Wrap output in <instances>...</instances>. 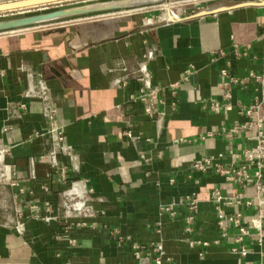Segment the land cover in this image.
I'll return each mask as SVG.
<instances>
[{"label":"crops","instance_id":"1","mask_svg":"<svg viewBox=\"0 0 264 264\" xmlns=\"http://www.w3.org/2000/svg\"><path fill=\"white\" fill-rule=\"evenodd\" d=\"M22 1L27 0H0V6ZM219 5L235 4L221 2L176 13L175 21L166 14L168 23L150 13L0 34V150H8L4 161L9 175L13 169L24 191L0 181V264H140L130 244L119 246L117 237L147 246L154 238L158 206L193 193L198 202L193 233L186 231V206L177 208L175 220L163 219L165 249L171 258L165 264H264V245H256L255 235L246 243L247 257L231 253L235 232L221 238L210 201L213 189L232 198L244 193L253 205L228 211L242 212L248 226L254 222L264 228V215L259 217L264 198L253 187L244 189L213 171L201 174L189 168L196 160L219 155L225 166L240 164L242 150L251 146L246 134L231 142V154L220 131L243 119L240 105L250 104L256 92L263 99L264 115V81L233 86L231 106L225 111L205 108L209 99L225 102L221 70L228 61L239 78L264 70V6L193 19ZM234 43L251 44L250 57L233 60ZM148 51L153 53L149 68L154 82L162 88V130L145 117L141 104H125L127 95L140 88L136 80L125 89L113 85L131 75ZM190 67L197 73L174 95L170 86L181 82ZM29 73L42 74L48 82L70 156L40 159L50 151L48 121L43 103L24 98ZM127 130L132 138L125 136ZM62 173L69 184L60 182ZM69 190L84 195L94 211L70 223L93 227L77 225L67 234L56 221L46 220L63 211V196ZM28 202L41 206L42 219L28 221L25 235H19L17 206ZM217 239L221 244L212 245L204 259L199 256L201 246L189 244Z\"/></svg>","mask_w":264,"mask_h":264},{"label":"built area","instance_id":"2","mask_svg":"<svg viewBox=\"0 0 264 264\" xmlns=\"http://www.w3.org/2000/svg\"><path fill=\"white\" fill-rule=\"evenodd\" d=\"M179 4V3H177ZM26 10V9H25ZM23 11V10H20ZM185 10L184 12H187ZM13 11L10 13L14 17ZM0 15H3V13ZM10 19V18H8ZM166 23L169 22L167 17L164 18ZM30 30V29H29ZM251 44L240 46L236 43L233 44L232 55L233 60H239L241 58L250 57ZM153 57V53L148 51L141 61L139 62L136 70L127 75L124 79H116L113 85L119 89H125L129 82L133 79L136 80L140 88L137 92L127 95L125 104L128 108H131L135 104H141L144 108L145 117L153 122L158 129L162 130L164 126V112L161 110L164 104L161 97L162 88L154 82L153 75L149 68V62ZM232 61H228L226 67L221 70L222 85L225 89L224 100L220 102L217 99L206 100V107L213 112L225 111L231 106L230 100L232 98L233 86H244L247 83L254 80L255 82L262 83L264 81V70L259 75L254 72H250L245 78H239L231 73ZM196 70L193 67L188 68L181 76V82L172 84L170 89L174 95L177 94L182 82H188L190 77L196 74ZM30 82L27 89L24 92V98L28 100H38L43 103V112L47 117L48 127L45 131V135L50 140V151L47 155H43L40 159H45L47 156L52 160H56L60 154L71 155V147L67 143L65 127L60 125L57 120V108L54 106V102L51 96V90L48 82L42 74L29 73ZM35 79V81H34ZM263 99L256 92L253 100L248 105H240V111L242 115L241 121H236L231 127L223 128L220 131V135L225 137L229 141V149H231L232 141L237 139L242 134H246V140L251 143L250 147L242 150V162L240 164L232 163L229 165H223L221 162L222 155L204 157L200 160L192 162L189 166L190 170L201 174H207L209 171H213L216 175L224 177L228 182L235 183L241 188L247 189L253 187L257 193L264 198V115L261 114V108ZM175 106V104H173ZM20 108L25 110L26 105H20ZM175 108V107H174ZM13 111V109H10ZM15 111V110H14ZM13 111V112H14ZM125 136L132 138V131L127 130ZM151 141V140H147ZM182 140H177L175 143H179ZM10 149V148H9ZM8 150H0V181L9 183L14 188H19L23 194L18 183V179L15 178L16 172L12 170V176L9 175L7 164L5 163V156ZM232 154V149L230 150ZM61 183L69 184V179L66 173H62ZM171 183H175L172 179ZM211 204L214 207L215 214L217 216V224L220 231L221 238H228L232 233L233 242L231 244V253L238 254L241 258H245L249 254L247 242L254 235L256 237V245H264V228L260 224L252 222L251 226H248L244 219V214L239 211L229 212L228 208L232 206L245 205L250 207L253 205V200H247L244 193L238 194L236 197H228L222 194L219 189H213L211 192ZM186 206L189 213L186 217V231L193 233V226L195 223V217L198 213V202L196 194H190L185 197H179L174 199L171 203L161 204L157 208V218L155 221L154 238L148 243V245L139 244L129 240L125 242L124 238L119 235L116 239L119 246H123L126 243L130 244L135 259L140 264H165L170 262L171 258L167 255L165 249V234L163 229V219L169 217L172 220L177 218V208ZM63 211L53 216V218H46L47 221H56L59 228L64 233H69L73 230L74 226H79L81 229L93 227L87 222H79L77 225L70 223L71 219L75 218H87L93 215V208L88 204L86 197L81 195L75 190H69L63 196ZM47 212H50L51 206L46 208ZM42 208L37 203H24L18 204L16 210V226L15 230L19 235H25L27 230V223L31 219H42ZM29 215V216H27ZM264 215L261 212L259 217ZM252 229L256 231L253 233ZM117 235V234H116ZM72 245H76V240L70 241ZM190 246L193 248L195 245H200L201 250L199 256L204 259L209 252L212 245H220L221 240L217 239L213 242H190ZM145 251L144 257L142 254ZM65 264H71L66 262ZM251 264H263L262 262Z\"/></svg>","mask_w":264,"mask_h":264},{"label":"water","instance_id":"3","mask_svg":"<svg viewBox=\"0 0 264 264\" xmlns=\"http://www.w3.org/2000/svg\"><path fill=\"white\" fill-rule=\"evenodd\" d=\"M67 0H27L22 2H16L6 5L0 6V13L13 12L19 10H25L33 7L49 5L52 3L64 2ZM191 0H122V1H111V2H103L88 6L76 7L71 9H63L56 10L48 13H41L26 17H18L11 18L6 20H0V34L5 33H13L24 31L28 29H36L43 25L51 24L53 22L69 19L78 16L92 15L98 13H106L113 11H121L127 9H135L139 7H147L157 4H169V3H178V2H186ZM264 6V0H259L256 2H242L237 3L231 7H226L223 5H219L213 8H210L206 11L200 12L193 19H197L200 17L208 16L215 14L219 11L240 8L245 6ZM168 14V12H167ZM169 14H171L169 12ZM169 16V15H168ZM170 20H178L179 18H173L171 15L169 16ZM181 21V20H180Z\"/></svg>","mask_w":264,"mask_h":264},{"label":"rangeland","instance_id":"4","mask_svg":"<svg viewBox=\"0 0 264 264\" xmlns=\"http://www.w3.org/2000/svg\"><path fill=\"white\" fill-rule=\"evenodd\" d=\"M111 1H122V0H67L64 2L52 3L49 5L33 7V8L23 10V11L19 10L18 12H14L15 14L14 17L10 15L11 12H6V13H3V15H0V19L4 20L8 18L11 19V18H18V17H26V16H31V15L41 14V13L53 12L56 10L71 9V8L88 6V5H93V4L103 3V2L104 3L111 2ZM244 1L248 2L250 0H191V1H186V2H178L179 4L169 3L168 5L162 3V4L147 6V7H139L135 9L98 13V14H92V15L73 17L69 19H63V20L53 22L51 24L43 25L36 29L58 28V27H63V26L76 25L78 23H83V22L96 21V20H100L103 18H112L115 16H128V15L132 16V15H145V14L147 15L150 13H154L158 17L165 18L168 9L172 10L176 14V13H182L185 10H188V11L192 9L198 10V8H202L203 6H208V5L211 6V5H215L218 3L220 4L221 2L233 5V4L244 2ZM33 29L34 28H32V30Z\"/></svg>","mask_w":264,"mask_h":264},{"label":"bare ground","instance_id":"5","mask_svg":"<svg viewBox=\"0 0 264 264\" xmlns=\"http://www.w3.org/2000/svg\"><path fill=\"white\" fill-rule=\"evenodd\" d=\"M168 15L170 16H172L173 18H179V16L177 15V14H175L172 10H170V9H168ZM169 12L171 13V14H169ZM1 163H0V170H1Z\"/></svg>","mask_w":264,"mask_h":264}]
</instances>
